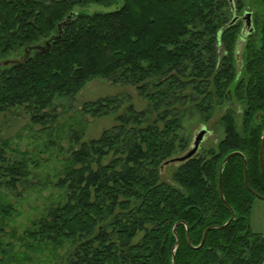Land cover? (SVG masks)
<instances>
[{
	"label": "trees",
	"instance_id": "trees-1",
	"mask_svg": "<svg viewBox=\"0 0 264 264\" xmlns=\"http://www.w3.org/2000/svg\"><path fill=\"white\" fill-rule=\"evenodd\" d=\"M120 1L102 11L114 1L0 0V116L21 112L51 129L56 103L97 78L132 86L146 103L137 110L119 95L83 104L82 114L116 124L86 142L70 134V164L56 182L64 196L24 231L22 248H65L56 264H264V236L248 218L256 198L243 184L245 160L248 186L264 198V0H233L234 11L227 0ZM246 12L253 31L242 34L230 22ZM191 116L220 137L164 181L165 162L190 149ZM233 152L242 157L223 166L222 190L235 216L217 228L231 217L218 176ZM31 166L0 134V191L27 189ZM10 247L0 244V264Z\"/></svg>",
	"mask_w": 264,
	"mask_h": 264
},
{
	"label": "rangeland",
	"instance_id": "rangeland-1",
	"mask_svg": "<svg viewBox=\"0 0 264 264\" xmlns=\"http://www.w3.org/2000/svg\"><path fill=\"white\" fill-rule=\"evenodd\" d=\"M110 6H96L102 11H113L121 6L120 0H113ZM256 3V0H253ZM251 10V9H250ZM254 10V9H253ZM243 16V15H242ZM239 45L238 51L241 50ZM240 54V53H239ZM240 66V63H238ZM126 95L137 110L145 107L146 103L137 96L132 86L111 84L103 78L88 82L72 99L60 100L56 103L58 118L55 125L43 132L40 127L33 126L29 119L21 112L6 113L0 116V134L9 139L12 148L26 152L31 158L32 173L25 190L18 189L16 195L12 192L0 191V244L11 245V259L4 264H56L65 248L49 255L47 248L39 251H25L23 233L31 224L41 218L49 207L60 202L63 191L56 187V182L62 170L70 164L71 143L69 136L73 132L81 134L80 142L98 138L102 131L116 124L115 115L93 118L89 114H82L81 108L85 103H92L99 99ZM198 118L191 116L185 119L186 131L191 133L190 143L201 128ZM209 129L208 126H206ZM187 132V133H188ZM220 134L211 132L205 136L204 146H214ZM202 145V144H201ZM75 149L78 144L73 146ZM177 164L172 163L161 169V178L170 181ZM11 208L14 211L7 212ZM250 217L262 220L264 218V200H254L249 213ZM29 245L32 244L29 241Z\"/></svg>",
	"mask_w": 264,
	"mask_h": 264
},
{
	"label": "water",
	"instance_id": "water-1",
	"mask_svg": "<svg viewBox=\"0 0 264 264\" xmlns=\"http://www.w3.org/2000/svg\"><path fill=\"white\" fill-rule=\"evenodd\" d=\"M231 6V10L234 11V4H233V0H227ZM242 19L245 22V27L247 29V31L249 33H251L253 31V29L251 28V13L246 12ZM237 20V17H234L232 19V21L230 22V24H233L235 21ZM36 49H38V47H35ZM207 134V128L205 126H201L200 130L196 133V135L194 136V139L191 143L190 149L187 151V153H185L184 155L180 156V157H176L173 159H170L169 161L165 162L164 166L168 165V164H172V163H181L189 158H191L193 155H195V153L198 151L200 144L203 142L205 135ZM263 152H264V136L261 138V145H260V150H259V156H258V162H259V168H260V173L261 175L264 177V163H263ZM233 156H240L242 157V154L237 153V152H233L229 155H227L225 157V159L222 161L220 167H219V176H218V190H219V197L220 200L222 202L223 205H225L228 210L231 212V217L229 218V220L223 225V226H217V228H224L226 227L233 219H234V213L232 211V209L227 205V203L224 200V196H223V190H222V170H223V166L230 160V158H232ZM244 161V178H243V184L244 187L256 198V199H260V200H264V198L260 197L256 192H254L249 186H248V173H247V168H246V162ZM213 227H209L207 228L202 236V240L201 243L199 244L198 247L193 248V249H199L200 247L203 246L205 239H206V234L207 232ZM186 241L187 244L189 246L190 245V241H189V236H188V232L186 235ZM178 243V239L176 241V245ZM174 252V250H173ZM175 264V263H174Z\"/></svg>",
	"mask_w": 264,
	"mask_h": 264
},
{
	"label": "crops",
	"instance_id": "crops-1",
	"mask_svg": "<svg viewBox=\"0 0 264 264\" xmlns=\"http://www.w3.org/2000/svg\"><path fill=\"white\" fill-rule=\"evenodd\" d=\"M249 224L253 231L261 233L264 236V218L260 220V219H255L254 217L253 218L250 217Z\"/></svg>",
	"mask_w": 264,
	"mask_h": 264
},
{
	"label": "flooded vegetation",
	"instance_id": "flooded-vegetation-1",
	"mask_svg": "<svg viewBox=\"0 0 264 264\" xmlns=\"http://www.w3.org/2000/svg\"><path fill=\"white\" fill-rule=\"evenodd\" d=\"M237 17V16H236ZM242 17L243 16H240V17H237V20L234 22V23H236V22H238V23H241V25H242V34H245V32H247V33H249L248 31H247V29H246V27L244 26L245 25V22H244V20L242 19ZM251 28L253 29V25H252V18H251ZM239 44H242V42H240ZM221 45V44H220ZM238 54H239V52H238ZM207 133H208V131H207ZM207 135V134H206ZM205 135V136H206ZM204 140H205V137H204ZM203 140V141H204ZM255 232V231H254Z\"/></svg>",
	"mask_w": 264,
	"mask_h": 264
}]
</instances>
